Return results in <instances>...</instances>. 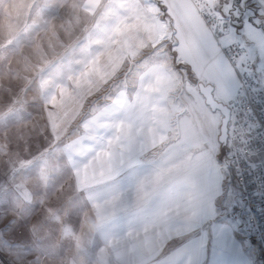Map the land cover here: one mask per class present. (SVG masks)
<instances>
[{"label":"crops","instance_id":"1","mask_svg":"<svg viewBox=\"0 0 264 264\" xmlns=\"http://www.w3.org/2000/svg\"><path fill=\"white\" fill-rule=\"evenodd\" d=\"M212 1L238 26L231 25L232 31L240 33L238 39L248 50L246 59L258 66L264 56V28L252 18L257 2ZM67 60L76 69L88 67L90 74L82 79L73 75L71 87L67 79L57 84L44 80L46 102L62 103L63 96L54 97L56 87L68 90L66 97L71 98L67 116L53 126L56 135L70 128L86 99L126 61L136 67L131 89L117 88L107 102L84 116L81 132L67 143L84 163L80 183L100 186L105 195H121L114 205L105 203L115 212L99 225L106 254L114 264H170L165 259L169 254L176 264L189 260L204 264L208 251L217 256V248L208 250L207 244L206 250L186 251L176 260V249L189 238L206 236L209 241L202 229L208 219L202 213L213 204L220 183L219 174L208 165L213 159L204 150L216 147L218 152L223 146L218 140L221 114L209 108L198 89L194 98H188L186 79L193 85L210 83L213 97L223 103L231 93L221 90L220 77L232 67L190 0H104L90 29L68 51ZM179 68L185 70L182 80ZM217 162L227 167L229 183L236 184L225 158ZM237 191L233 198L241 203ZM236 218L252 234L249 223ZM189 225L190 230L184 231ZM254 245L264 261L256 241ZM224 254L225 264H250L242 254L236 260L235 248ZM206 264H218L217 257Z\"/></svg>","mask_w":264,"mask_h":264},{"label":"rangeland","instance_id":"2","mask_svg":"<svg viewBox=\"0 0 264 264\" xmlns=\"http://www.w3.org/2000/svg\"><path fill=\"white\" fill-rule=\"evenodd\" d=\"M103 1L0 0V253L9 264H114L99 237V225L115 212L105 203L114 205L121 195H105L100 186L80 183L84 163L67 143L81 132L84 116L107 102L117 88L131 89L134 62L126 61L87 98L74 123L60 135L53 126L67 116L71 98L66 97L68 90L56 87L54 97L63 96L62 103H48L44 90V80L57 84L67 79L71 87L73 75L89 76L88 67L76 69L67 54L90 29ZM260 8L257 3L251 13ZM252 18L264 28V15ZM233 34L239 38L237 29ZM179 69L182 80L185 70ZM186 82L187 97L194 98L197 82ZM215 148L204 152L213 159L211 170L219 174L220 189L213 200L219 211L202 229L209 235L208 250L217 248V256L208 251L204 264L216 257L218 264H225L224 252L230 248H235L237 261L242 254L250 264H263L243 221L223 218L237 202L233 192L238 188L229 183ZM214 232L222 235L211 243Z\"/></svg>","mask_w":264,"mask_h":264},{"label":"built area","instance_id":"3","mask_svg":"<svg viewBox=\"0 0 264 264\" xmlns=\"http://www.w3.org/2000/svg\"><path fill=\"white\" fill-rule=\"evenodd\" d=\"M190 2L227 63L239 75L240 90L231 92L226 101L229 117L225 142L231 149V156L225 160L241 191V203L231 205L236 211L229 217L240 216L249 223L264 256V90L253 92L252 87L261 88V83H256L253 77L250 84L244 75L252 64L246 59L247 48L234 37L230 17L222 14L212 0ZM261 82L264 83V77ZM0 264H9L1 253Z\"/></svg>","mask_w":264,"mask_h":264},{"label":"snow or ice","instance_id":"4","mask_svg":"<svg viewBox=\"0 0 264 264\" xmlns=\"http://www.w3.org/2000/svg\"><path fill=\"white\" fill-rule=\"evenodd\" d=\"M255 2L259 3L261 5V8L254 11L253 15L260 16L264 15V0H255ZM245 3H247V0H245ZM237 20L240 19L239 16L236 17ZM254 39V37H253ZM249 79V83H253V77L256 78V83H261V88L252 87L253 92L264 90V83L261 82V78L264 77V56L261 57V62L257 66L256 63L252 65V67L244 73ZM221 80V90L225 92H239L240 85L236 83V81L239 80V75L236 73L235 69H232L231 71H224L221 74L220 77ZM245 95H247V92H245ZM163 139V137L161 138ZM231 156V149L225 142L223 146L218 148V154H217V160H222L226 157ZM221 208L224 206L221 205ZM219 209L216 206V203L213 202L210 208H206L202 213V218L204 219H211L213 216L218 214ZM227 211V210H226ZM236 211L235 207H231L230 212H228L223 218L227 219L230 213H234ZM190 225L184 229V231L190 230ZM222 234L221 233H215L213 234V240H217L220 238ZM169 243H174V241H169ZM208 244V238L206 236H199L195 238H189L187 240V243H182V247H179L176 249V260H178L179 255H183L184 252L190 251L191 253L195 254L199 251L201 247H203L205 250L207 248ZM166 260L170 261V264H176V261L173 260L172 254H169V256L165 257ZM188 264H191V260L188 261Z\"/></svg>","mask_w":264,"mask_h":264},{"label":"water","instance_id":"5","mask_svg":"<svg viewBox=\"0 0 264 264\" xmlns=\"http://www.w3.org/2000/svg\"><path fill=\"white\" fill-rule=\"evenodd\" d=\"M196 86L199 92L204 97L205 103L209 106L211 110H217L221 114V122H220V130L218 140L221 144L224 145L226 140V129H227V121L229 117V110L226 104L221 101L215 99L213 97V86L210 83H203L198 81Z\"/></svg>","mask_w":264,"mask_h":264}]
</instances>
